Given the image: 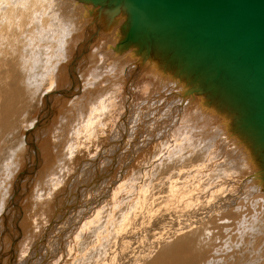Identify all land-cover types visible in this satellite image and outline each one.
I'll list each match as a JSON object with an SVG mask.
<instances>
[{
    "label": "bare ground",
    "instance_id": "6f19581e",
    "mask_svg": "<svg viewBox=\"0 0 264 264\" xmlns=\"http://www.w3.org/2000/svg\"><path fill=\"white\" fill-rule=\"evenodd\" d=\"M69 1L71 2L70 6L64 8L69 5L65 0H0V181L4 182V186L0 188V203L5 209V218L2 222L7 220L8 224H6L9 226L7 227L13 232L11 241L4 231L2 233L4 234L3 241L6 240L5 246L8 243L7 248L12 247V249L9 251L11 256L3 251L0 264L3 261L2 264H20L21 261L24 262L21 264H48L50 258V262L55 259L51 257L52 255L61 257L65 241H62L63 234L67 237H77L74 240L76 244L70 253L69 263L76 261L77 259L74 260V258L82 254L80 264H264V255L256 252L251 255V252L238 248L244 244L250 230L256 229V226L261 227L259 220L252 219L245 222L250 213L247 202L250 195L252 196L251 193L255 190L264 192V181L260 178L263 170L262 161L252 144H256V141L252 139L251 142L241 132L245 130L242 126L239 127L238 123L235 130L232 113L221 107L222 104L217 101L218 104H216L211 100L210 94L193 91L194 86L188 83L185 78L175 76L172 72L163 71L156 60L146 62L134 52V46L123 45L121 41L127 28L124 12L116 17H111L91 2ZM55 5L57 8L54 7ZM77 5L83 7L84 10L83 8L77 9L79 7ZM63 15H66L64 21ZM78 18H81V24L78 21L74 22ZM74 23H78L79 26ZM56 25L59 27L57 28ZM90 26L96 27L97 30L95 29L93 32L95 36L102 31L107 38V34L117 32L118 40L109 47L116 57L115 60H110V65L107 64L108 58L105 54L106 51L103 52L104 50L95 52V54L89 52L88 54L91 56L88 55V57L87 51L84 55L85 48H83L82 52L77 51L79 56L78 54L77 57L73 56L76 54L77 41L80 43L79 40L82 39L86 27ZM35 35L39 42L46 44L37 45L35 39L32 38ZM48 42L50 43L47 44ZM84 47L87 50L88 46ZM143 70L147 75L139 80L138 75H141ZM163 79L169 81L167 84L162 81L169 90L167 96L172 97L177 94L178 99L180 98L179 110L183 111L184 107L187 106V109L189 107V118L187 117L186 121L190 123L189 127L193 126V130L199 131V134H195L203 137L197 143V148L185 155L182 150L186 149L182 144L181 139L183 138L178 136L179 138L175 139L176 150L174 153L169 152L167 158L162 160L159 157L169 148V144L151 145L147 152L143 147L145 152L137 158L136 164L132 165L136 170L129 169V174L127 173L123 177L121 183L115 184L116 187L113 189L110 188V190L112 189L111 196L105 200V204L101 202L103 205L98 206L97 209L95 206L93 209L91 207L93 201L90 202V200L94 196L87 195V198L86 184L82 185L84 188H81L82 193L79 192L81 195L71 197L72 200L66 203V206L70 207L69 210L81 206L78 215L72 211H67L68 213L65 211L67 215L64 224L61 223L62 221L60 222L53 214L54 201L63 198L62 195L66 192L64 190L67 188L68 180L78 167V160L98 151L103 143V137L107 135V139L104 140L107 141L112 132L110 131L112 126L119 123L118 118L132 110L137 104V99L148 94L149 89L150 91L152 88L158 89L162 83L160 81ZM136 85H138L137 88H135ZM134 88L136 93L132 92ZM130 93H133L135 97ZM162 93L161 96H158L160 99L166 97ZM150 98L147 100L152 101L153 98ZM125 116L129 117L128 114ZM178 117L180 116L178 115ZM126 118L122 122L120 121L117 129L112 128L114 130L112 134L115 138L124 140L121 142V147L127 151L125 155H136V152L141 149L140 145H144L148 138L142 135L144 138L141 141H138L140 138H136L134 141L137 135L136 130H139V122L133 118V120ZM159 118L161 117L159 116L157 119ZM134 121L135 123H133ZM44 130L46 133L41 135L44 138H36L39 135L38 132L42 134ZM132 132L135 134L132 136L134 142L127 143L125 136L126 134L131 135ZM217 132L224 139L237 141L239 151L236 153L238 156L240 155L237 157L240 162L237 170L241 171L240 181L244 182L243 187L248 188L247 192L244 190L243 197L240 195L242 198L237 197L236 194V196L224 197L221 200L217 199V196L223 191L215 195L210 194V191L214 190L215 184L212 189L211 186L208 187L206 195H199L202 194L200 191H206V189L200 188L202 175L208 167V162L212 161L210 157L212 152H205V155L201 153L205 149L202 144H205L209 149L211 147H207L209 139L218 137ZM188 135L185 140L192 150V141L195 140L193 139L195 137L192 134ZM207 139L206 144L205 140ZM216 139L218 138H215V141H217ZM154 140L158 141V138H154ZM230 145L232 147V144ZM149 148L152 149L151 152H149ZM179 148H181V153H179ZM154 155H157L158 161L162 160V164H151L150 159ZM205 156L207 163L204 165L200 161H203ZM187 159L189 161L186 164L175 163ZM94 160L96 161H91L89 166L98 164L100 159L96 157ZM142 164H148L147 169L144 168L145 171L142 170L144 166ZM84 165L87 169L88 163ZM150 165H155L156 168L155 166L150 167L149 170ZM222 165L217 166L220 168ZM82 167L79 172L83 174L75 173V175L76 177L81 176V181L84 182L86 180L84 177L88 175V169L85 170ZM140 167H142L141 170ZM160 169H165L164 182L166 180L169 182L167 193L165 192L166 198H163L164 195H160L159 199L161 202L162 198L164 203L167 202L166 204H162V202L160 204L159 201H156L157 199H154L159 196L152 197L155 180H158L156 176ZM215 169L217 168L215 167ZM220 170L221 172L226 171L227 176L232 174L224 168V165ZM220 170L218 171L220 172ZM135 171H137L136 176H134ZM139 171H143L141 176L138 174ZM192 171L194 173H191ZM212 171L209 172L210 175L214 174ZM132 173L133 176L130 177ZM215 174L217 175V173ZM218 174L220 175V173ZM144 175L148 176V179ZM197 175V181L190 178L195 179ZM174 176L179 177L174 178ZM208 179H210L209 176ZM210 180L213 182L212 179ZM227 182L230 183V181ZM158 186L157 184L156 187L159 189ZM98 197L99 195H97ZM162 205H166V207H162ZM66 206L63 208H68ZM59 207L61 209V206ZM104 217L107 218L105 222L102 220ZM261 218L263 219V217ZM19 220H21L23 229L16 227ZM50 220L54 221V224L50 223L45 227ZM59 222L63 227L57 235L53 230L57 225L59 226ZM79 226L82 227V230L75 236L76 228L78 229ZM102 227L104 230L101 231ZM86 230L87 233L89 231V235H96V238L89 242L91 248L88 250L86 249L89 244L84 241L86 240L84 237H89L87 233L85 234ZM39 235H41L39 240H32L33 237L36 238ZM260 237L261 234H258L254 244L259 242ZM15 238L17 242L14 245ZM55 239L56 243L58 241L59 243L54 248ZM72 243L74 245V242ZM30 244L34 245L32 249L29 247V252H27L26 248ZM134 244L136 246L142 244L141 249L132 248ZM2 246L0 245V247ZM113 247L114 250L112 254L109 253V256L108 250ZM128 248L129 251L126 252L124 249ZM65 249L67 251L66 247ZM42 250L43 252H41ZM37 254H41L40 260H38V256L36 257ZM91 256L94 258L90 263ZM66 261L68 262V260Z\"/></svg>",
    "mask_w": 264,
    "mask_h": 264
},
{
    "label": "water",
    "instance_id": "95a60500",
    "mask_svg": "<svg viewBox=\"0 0 264 264\" xmlns=\"http://www.w3.org/2000/svg\"><path fill=\"white\" fill-rule=\"evenodd\" d=\"M85 1L124 12L123 45L232 113L235 130L256 141L264 181V0Z\"/></svg>",
    "mask_w": 264,
    "mask_h": 264
},
{
    "label": "rangeland",
    "instance_id": "374dc122",
    "mask_svg": "<svg viewBox=\"0 0 264 264\" xmlns=\"http://www.w3.org/2000/svg\"><path fill=\"white\" fill-rule=\"evenodd\" d=\"M65 2H68L69 3V5H66L64 8H68L69 6H70V4H71V2L69 1V0H65ZM57 5V4H56ZM54 6V7H56L57 8V6ZM75 5V4H74ZM81 5V4H80ZM80 5H77V6H79L77 9H80V8H83V7H81ZM76 6V5H75ZM83 10H84V8H83ZM80 15V14H79ZM78 15V16H79ZM66 18V15L64 16L63 15V21H64V19ZM75 18V17H74ZM79 19V20H78ZM77 20H74V22H76V21H78V23H80V19L81 18H78ZM83 20H84V18H83ZM78 23H74V25L75 24H77L76 26H79V24ZM81 24V23H80ZM56 27L58 28L59 27V25L57 26L56 25ZM92 26H90V27H88V28H90V29H88L87 27H86V29H85V33H84V35H82V39L81 40H79V42L80 43H78V41H77V43H76V45L75 46H77V48H76V54H74L73 56H76L77 57V54H78V52L77 51H79V52H82V50H83V48H85L84 50H83V52H84V55H86V51H87V56L89 55V56H91V54H95V52L97 53V52H99V51H101V50H104L103 52L105 53V51H106V55H107V58H108V62H107V64L108 65H110L111 63H110V60H115L116 59V57H115V55H113L114 53H113V51H111V49L109 48L110 46H112L117 40H118V38H119V36L117 35V32H114V33H111L110 35H108L107 34V38H106V34H104L102 31H100V33L97 35V36H95L94 35V31H95V29H96V27L94 28V27H92ZM87 30V31H86ZM97 30V29H96ZM102 32V33H101ZM87 33H88V35H87ZM91 33V34H90ZM90 34V35H89ZM93 34V35H92ZM105 35V36H104ZM89 36V37H88ZM104 36V37H103ZM94 37V38H93ZM96 37V38H95ZM33 38V40L37 43V45H40V46H42L43 44H46V43H44V42H39V40H38V37H37V35H35V37H32ZM87 38V39H86ZM104 40H103V39ZM91 39V40H90ZM106 39V40H105ZM108 39V40H107ZM90 40V41H89ZM96 42H95V41ZM39 42V43H38ZM93 43V45H91V43ZM110 42V43H109ZM50 42H48L47 44H49ZM100 43V44H99ZM102 43V44H101ZM108 43V44H107ZM112 43V44H111ZM82 44V45H81ZM90 44V45H89ZM105 44V45H104ZM106 44H107V46H106ZM109 44H111V45H109ZM88 46V48H87V50H86V47H84V46ZM82 46V47H81ZM97 46V47H96ZM98 46L100 47L99 49H98ZM106 48H104V47ZM80 48H81V50H80ZM94 48H96V49H94ZM98 49V50H97ZM110 49V50H109ZM89 50V51H88ZM93 50H95V51H93ZM93 51V52H92ZM91 53V54H88V53ZM102 52V51H101ZM100 52V53H101ZM104 54V55H105ZM80 54H78V56H79ZM102 55H103V53H102ZM88 56V57H89ZM113 56V57H112ZM75 57V58H76ZM147 75V73H146V71L145 70H143V73H142V71H141V75H138L139 77L138 78H140L139 80H142V78L144 77V76H146ZM162 81H165V84H167V83H169V81H167V80H161L160 82H162ZM137 86L138 85H136L135 86V88H137ZM172 87H173V84H172ZM135 88L132 90V92L134 93L136 90H135ZM174 88H176V87H174ZM153 89V88H152ZM151 89V91H150V89H149V92H148V94H144L143 96H141V97H139L138 99H137V104H136V106L134 105V108H132V110H129V111H127V110H125V111H127V112H125V114L124 115H122L120 118H118V121H119V123H117V124H115V125H113L112 126V128L115 130V129H117V127H118V124H120L122 121H123V119L124 118H126V114H128V116L129 117H127L128 119H134L135 121H138L139 122V124H138V129L139 130H136V137H135V140L134 141H136V138L138 139V138H140L138 141H141V139H143L144 137H147L148 138V140L146 139V143H144V145L143 144H141L140 145V147H141V149L139 150V151H137L136 152V155L134 154V155H130V156H128V155H125V153L127 152L126 150H125V148H122L121 147V142L122 141H124V140H121V138H115L114 137V135L112 134L113 132H114V130L111 128V130L110 131H112L109 135L110 136H108V140L107 141H104V140H106L107 139V135H105L104 137H103V143L100 145V148L98 149V151H95V152H93V154L92 155H90V156H86L85 158H80L79 160H78V162H77V165H78V167H77V169L71 174V176H70V178H69V182H68V185H67V188L64 190V191H66L63 195H62V199H55V201H54V205H53V211H54V215L57 217V219H59V221L61 222V223H63L64 224V219L66 218V212L68 211V212H70V211H72L73 213H75V215H78V213H79V210H80V208H81V206L80 207H78L77 209H72V210H69V208L70 207H68V206H66L67 204L66 203H69L71 200H72V198H73V196H75V195H78V197L81 195V193L83 192H81V188H84L82 185H85L86 184V192L88 193V194H86V196L88 195H93L94 196V200H95V202H94V200L92 199V200H90V202L91 201H93V205L91 204V207L94 209V207L96 206V209H97V207L98 206H100V205H103V204H105V200H107V199H109L110 197L109 196H111V191H112V189L114 188V187H116V185L117 184H120L121 183V180H123V177L125 176V175H127V173L129 174V169L131 170V169H135L134 167H132V165H135L136 164V160H137V158H139V156L143 153V152H147V149H148V147H151V145L153 146V145H168L169 146V148L168 149H166L164 152H162L161 153V157H159V158H161L162 160H164V158H167V156H168V154H169V152H171V153H174V150H176L175 148L177 147L176 145H175V143H176V141H175V139H178L179 137L180 138H183V139H181L182 140V144L183 145H185V147H186V149H182V150H184V154L186 155L187 154V152H191V151H193L194 149H196L197 147H196V145H197V143H199V140H201L203 137L202 136H200V135H197V134H195V133H198L199 134V131L198 130H193L194 129V127L192 126V127H189V125H190V123L188 122V121H186V118L189 116V113H190V111H189V107H188V109L186 108V107H182L183 108V111H181V110H179V105H178V103H180L179 101H180V98L178 99V96H177V94H174L172 97H169V96H167V93H168V88H167V86H165V85H163V82L161 83V85H160V87L158 88V89H153L152 90ZM177 89V88H176ZM164 93L165 94V96L166 97H163L162 99H160L158 96H161V93ZM166 92V93H165ZM133 93H130L131 95H133ZM136 93V92H135ZM160 93V95H158ZM162 93V94H163ZM137 95H138V93H137ZM134 96V95H133ZM155 96V97H154ZM135 97V96H134ZM150 97H152L153 98V100L152 101H148L147 99H151ZM169 97V98H168ZM171 98V99H170ZM175 98H177L176 100H175ZM174 99V100H173ZM168 100V101H167ZM172 100V101H171ZM178 100V101H177ZM148 101V102H147ZM174 101V102H173ZM176 101V102H175ZM166 103V104H165ZM169 103V104H168ZM149 104V105H148ZM168 104V105H167ZM138 107V108H137ZM177 108V109H176ZM146 109V110H145ZM160 110V111H159ZM177 110H179L178 112H177ZM133 111V112H132ZM144 111V112H143ZM131 112V113H130ZM154 112H155V114H154ZM179 112H181L180 114H179ZM157 113V114H156ZM145 114V115H144ZM148 114V115H147ZM161 114V115H160ZM132 117H131V116ZM154 115H155V117H157V115H159L161 118H159V119H157V118H155L154 117ZM168 115V116H167ZM178 115L180 116V117H178ZM141 116H142V119H141ZM147 116V117H146ZM149 117V118H148ZM126 118V119H127ZM143 118H145V119H143ZM189 118V117H188ZM41 119V118H40ZM132 119V120H133ZM155 119H157L156 121H155ZM161 119V120H160ZM199 119V118H198ZM199 120H201V119H199ZM117 121V122H118ZM121 121V122H120ZM135 121L133 122V123H135ZM162 121V122H161ZM196 121H197V119H196ZM148 123V124H147ZM148 127V128H147ZM154 127H155V129H154ZM186 127H187V129H186ZM189 128V129H188ZM192 128V129H191ZM143 129V130H142ZM159 130V131H157V130ZM217 131V130H216ZM163 132V133H162ZM166 134H165V133ZM38 133H39V135H38ZM37 133V135L38 136H36V138H44V137H41V135H43L44 133H46V131L44 130V132H42V134L40 133V132H38ZM144 133V134H143ZM177 133V134H176ZM186 133H188L189 135H194V137L195 138H193V136H191V138H193V139H195V140H193L192 142H193V145L191 146V147H193L192 148V150H191V148H190V146H189V144H188V142L185 140V137L188 135H184V134H186ZM131 135H127L126 134V142L127 143H133L134 141H133V138L134 137H132V136H135V134L132 132V133H130ZM170 134V135H169ZM174 134H176L175 136H174ZM144 137H143V136ZM183 135H184V137H183ZM188 135V136H189ZM217 135H219L218 137H215V138H218V139H216L217 141H215V138H211V139H209L210 137H207L209 140H210V142H208V139L207 140H205L206 141V144H207V142L209 143L208 145H207V147H209V146H211V147H209V149L208 148H206V145L205 144H202V147L204 148L205 147V151L203 150H201L202 152V154H206V153H211L212 152V154L210 155V157L212 158V161H210V162H208L209 164H208V167H206V169L204 170V175H202V177H203V179H202V183H201V186H200V188H202L203 190H205L206 189V191H200L202 194H199V195H206V192H207V189H208V187H210L211 186V189L213 188V186H214V184H215V186H214V190L213 191H210V194H213V195H215V194H217V193H219V192H222L223 191V193H221V194H219L218 196H217V199H219L220 198V200L222 199V198H224V197H229V196H236V194H237V197L239 196V197H243V194L245 193V192H247L248 191V188H245V187H243V183L244 182H242V180L240 181V178H242V176H241V171H238L237 170V167H238V165L240 164V162H239V158H237V157H239L238 156V153H236V151L238 152L239 150H238V148H237V141L236 142H234L232 139H224V137L222 136V135H220V134H218V132H217ZM140 136H142V137H140ZM170 136H172V137H170ZM176 137V138H174V137ZM179 136V137H178ZM182 136V137H181ZM114 137V138H113ZM167 137V138H166ZM154 138L155 139H157L158 138V141H155L154 140ZM166 138V139H165ZM111 139V140H110ZM173 139V140H172ZM214 142H212V141ZM225 140V141H224ZM115 141V142H114ZM119 141V142H118ZM132 141V142H131ZM162 141V142H161ZM158 142V143H157ZM212 142V144L210 145V143ZM229 142H230V144H232V147H231V145L229 144ZM119 143V144H118ZM147 143H150V144H147ZM159 143H161V144H159ZM164 143V144H163ZM190 143V142H189ZM196 143V144H195ZM205 143V142H204ZM113 144H114V146H113ZM118 144V145H117ZM173 144H174V147H173ZM219 144H221V145H219ZM188 145V146H187ZM214 145V146H213ZM116 147V148H115ZM143 147H144V149H145V151L143 150ZM93 148H95L94 146H93ZM172 148V149H171ZM96 149V148H95ZM156 149V148H155ZM234 149V150H233ZM170 150V151H169ZM179 150V153H181V148H179L178 149ZM141 151V152H140ZM152 151V149L151 148H149V152H151ZM156 151H157V149H156ZM155 151V152H156ZM186 152V153H185ZM206 152V153H205ZM218 152V153H217ZM229 154H228V153ZM235 154H234V153ZM157 153V152H156ZM155 153V154H156ZM215 153V154H214ZM220 153V154H219ZM232 154H234V155H232ZM158 155V154H157ZM157 155H154V156H152L151 157V159H150V161H152L151 162V164H155V165H160V164H162L161 163V161L159 160L158 161V158L156 157ZM165 156V157H164ZM215 156H217L216 158L218 159H216L215 158ZM226 156H229V157H226ZM96 157H99V162H98V164H96V165H90L89 166V163L91 162V161H96V160H94V158H96ZM209 157V158H210ZM221 157V158H220ZM226 157V158H225ZM105 158V160L103 161V159ZM220 158V159H219ZM235 158H237V159H235ZM130 159H132V161H130L129 162V160ZM157 159V160H156ZM189 159V158H188ZM184 160V161H181V160H179V161H176L175 163H181L182 162V164H186L189 160ZM206 159V156H205V158L203 159V161H200L202 164H206L207 163V160H205ZM227 159H229V160H227ZM231 159H235L234 161L233 160H231ZM206 161V162H205ZM222 161V162H221ZM225 164H224V163ZM231 162V163H230ZM235 162V163H234ZM88 163V166H87V169H85V165L84 164H87ZM157 163V164H156ZM228 163V164H227ZM237 163V164H236ZM108 164H109V166H108ZM215 166H214V165ZM219 164H223L224 165V168H226V170L227 171H229L230 172V174L232 173H234L235 172V174L237 173V175H235V174H231L230 176L228 175L227 176V174L225 173L226 171H222L221 172V170H220V168H223V165L222 166H220V168H218L219 166H217V165H219ZM124 165V166H123ZM142 165H144V164H142ZM146 165V166H145ZM144 166H143V168L142 167H140L139 169L141 170V168H142V170L145 168V169H147V167H148V164H145ZM155 165H150L149 166V170L152 168V167H154ZM226 165H228V166H226ZM233 165V166H232ZM81 166H83L84 167V169L85 170H87V174L88 175H86L85 177H84V179H86V180H88L87 182H86V180H84V182L83 181H81L82 179H81V176H77L76 177V175H75V173L77 174V173H79L80 175L81 174H83V173H80L79 172V169H80V167ZM104 166V167H103ZM126 166V167H125ZM178 166H181V165H178ZM213 166V167H212ZM82 167V168H83ZM89 167V168H88ZM111 167H113V168H111ZM151 167V168H150ZM215 167L217 168V169H215ZM229 167V168H228ZM155 168H156V166H155ZM163 168V167H162ZM231 168V169H230ZM110 169V170H109ZM145 169H144V171H145ZM208 169H210V170H208ZM136 170V169H135ZM138 170V169H137ZM213 170V171H212ZM217 170V171H216ZM218 170H220V172L218 171ZM236 170V171H235ZM77 171V172H76ZM107 171V172H106ZM109 171V172H108ZM111 171V172H110ZM164 171H165V169H160V171H159V173H158V175L156 176L157 178H158V180H155V187L153 188V194H152V197L154 198L156 195L157 196H159V198L158 197H155L154 199H157L156 201H159L160 202V195H164V197L163 198H166V196H165V194L167 193L166 191H167V188H168V181L166 180V182H164L165 181V176L166 175H164ZM195 171V170H194ZM194 171H192L191 173H194ZM213 172L214 174H212L211 173V175H210V173L209 172ZM232 171V172H231ZM246 171L249 173V171H248V169H246ZM4 172V171H3ZM3 172H1V173H3ZM82 172H84L85 173V171H82ZM99 172V173H98ZM136 172L137 171H135V175L134 176H136ZM245 172V171H244ZM94 173V174H93ZM141 173V174H140ZM161 173V174H160ZM196 173V172H195ZM215 173H217V175H219L218 173H220V175H219V177H217V175L215 174ZM239 173V174H238ZM107 174V175H106ZM139 176H141L142 174H143V171H139ZM72 175H75V176H72ZM106 175V176H105ZM123 175V176H122ZM199 175V174H198ZM198 175H197V177L194 179L193 177H190L193 181H197L198 180ZM207 177H206V176ZM214 175V176H213ZM105 176V177H104ZM133 176V173H132V175L130 176V177H132ZM145 176V175H144ZM164 176V177H163ZM180 176H181V173H180ZM183 176V175H182ZM208 176H209V178L210 179H212L213 180V182L210 180V179H208ZM74 177V178H73ZM116 177V178H115ZM118 177V178H117ZM121 177V178H120ZM177 177H179V176H174V178H177ZM221 177V178H220ZM73 178V179H72ZM75 178H76V180H75ZM107 178V179H106ZM145 178L146 179H148V176H145ZM163 178V179H162ZM167 178V177H166ZM206 178V179H205ZM216 178V179H215ZM218 178H219V180H218ZM95 179V180H94ZM100 180V181H99ZM101 180H102V182H101ZM105 180V181H104ZM118 180V181H117ZM162 180H163V182L166 184H164L163 182H162ZM174 180H176V179H174ZM209 180V181H208ZM216 180V181H215ZM77 181V182H76ZM107 181V182H106ZM193 181H191V183L193 182ZM208 181V182H207ZM227 181H230V183H228ZM76 182V183H75ZM83 182V183H82ZM127 182H129L128 180H127ZM157 182H159V183H157ZM162 182V183H161ZM242 182V183H241ZM3 181L1 180L0 181V188L2 187V186H4L3 185ZM90 183V184H89ZM93 183V184H92ZM95 183V184H94ZM111 183V184H110ZM208 183V184H207ZM224 183V184H223ZM240 183V184H239ZM74 184V185H73ZM88 184V185H87ZM104 184V185H103ZM109 184V185H108ZM116 184V185H115ZM157 184L159 185L158 187H160L159 189L156 187L157 186ZM193 184V183H192ZM230 184V185H229ZM77 185H79V186H77ZM91 185V186H90ZM93 185H95V186H93ZM113 185H115V186H113ZM164 186V187H162V186ZM239 185V186H238ZM253 185V184H252ZM74 186V187H73ZM93 186V187H92ZM97 186V187H96ZM222 186V187H221ZM225 188H224V187ZM256 186V185H255ZM5 187H6V184H5ZM77 187V190H78V192H77V190L75 191V188ZM88 187V188H87ZM92 187V188H91ZM162 187V188H161ZM229 187V188H228ZM74 188V189H73ZM80 188V189H79ZM99 188V189H98ZM102 188V189H101ZM110 188H112L111 190H110ZM155 188H157V189H155ZM226 188H228L227 190H226ZM243 188V189H242ZM245 188V189H244ZM87 189H88V191H87ZM101 189V190H100ZM106 189V190H105ZM162 189V190H161ZM249 189H250V187H249ZM2 190H5V189H2ZM74 190V191H73ZM92 190V191H91ZM161 190V191H160ZM244 190H245V192H244ZM255 190V189H254ZM95 191V192H94ZM97 191V192H96ZM98 191H99V194H98ZM155 191V192H154ZM196 191V190H195ZM243 191V192H242ZM257 190H255V191H253L251 194H252V196L250 195V198L248 199V202H247V205H248V209L250 210V213L248 214V216H247V220L245 221V222H247V221H251L252 219H255V220H259L260 222H261V227L260 228H258L257 226H256V229H252V230H250V232H249V236H248V238L245 240V242H244V244H242V245H240V247H238V248H240L242 251H248V252H251L252 254L251 255H253V254H255V252L256 253H259V254H261V255H264V192H262V191H260L259 190V192L257 191ZM79 192H81V193H79ZM92 192H94V193H91ZM104 193V195H103V193ZM106 192V193H105ZM163 192V193H162ZM166 192V193H165ZM239 192H241V193H239ZM256 192V193H255ZM76 193H78V194H76ZM97 193V194H96ZM161 193V194H160ZM73 194V195H72ZM159 194V195H158ZM208 194V193H207ZM247 194V193H246ZM61 195V194H60ZM72 195V196H71ZM97 195H99V197L97 198ZM225 195V196H224ZM228 195V196H227ZM241 195V196H240ZM245 195V194H244ZM88 196H87V198H88ZM103 196V197H102ZM108 196V198H106ZM222 196V197H221ZM24 197H26L25 195H24ZM72 197V198H71ZM96 197V198H95ZM241 197V198H242ZM23 198V197H22ZM68 199V200H67ZM101 199V200H100ZM205 199V198H204ZM100 200V202H97V201H99ZM203 200V199H202ZM9 201V200H8ZM57 201V202H56ZM164 200L161 198V202H162V204L164 203L163 202ZM101 202L103 203V204H101ZM161 202H160V204H161ZM166 202V201H165ZM58 203V204H57ZM65 203V204H64ZM167 203V202H166ZM166 203H164V204H166ZM255 203H257V204H255ZM59 206H61V209H60V207ZM68 207V208H63V207ZM0 207H2V208H0L1 210V212H0V225H1V229H0V240H2V241H0V243H2V244H0V245H3L2 247H4V248H2V247H0V257H1V255L4 253V252H6L8 255H10V253H9V251L12 249V247H10V249L9 248H7L8 247V243L6 244V246H5V244H4V242L6 241V240H4L3 241V236H4V234H2L3 233V231H4V233H5V235H7V238H11L10 239V241L12 240V234H13V232L8 228L9 226L7 225L8 224V221L7 220H5V222H2V220L5 218L4 217V212H5V209H3V206H2V204L0 203ZM57 207L59 208L58 210H57ZM90 207V208H91ZM162 207H166V205L164 206V205H162ZM62 208H63V210H62ZM2 209H3V211H2ZM66 209H68V210H66ZM93 209H92V211H93ZM62 210V211H61ZM66 211V212H65ZM60 212H62V213H60ZM65 212V213H64ZM67 212V213H68ZM64 213V214H63ZM90 214V213H89ZM88 214V215H89ZM255 214H256V216H255ZM65 216V217H64ZM69 217V216H68ZM261 217H263V219L261 218ZM2 218V219H1ZM55 219V218H54ZM105 219H107V218H105L104 217V219H102V220H104V222H105ZM53 220V219H52ZM52 220H50L46 225H45V227L47 226V225H49L50 223H51V225H53L54 224V221L52 222ZM102 220H101V222H102ZM7 221V222H6ZM2 222V223H1ZM59 222V226L57 225L55 228H54V230H53V232H55L57 235H58V233L61 231V228L63 227V225L61 224ZM7 223V224H6ZM18 223V224H17ZM17 223H16V227L17 228H22L21 227V220H19V221H17ZM3 225V226H2ZM5 225V226H4ZM81 225V224H80ZM8 226V227H7ZM6 227V228H5ZM44 227V228H45ZM7 230V232H6V230ZM81 228V229H80ZM247 229H249L248 227H246ZM262 228V229H261ZM23 229V228H22ZM81 230H82V227L81 226H79V228L77 229L76 228V235L75 236H77V232H81ZM101 231L102 230H104V228L102 227L101 229H100ZM263 230V231H262ZM8 232H10V233H8ZM38 232H41L40 230H38ZM79 232V233H80ZM98 232H100V231H98ZM7 233V234H6ZM12 233V234H11ZM87 233V230L85 231V234ZM2 234V235H1ZM9 234V235H8ZM88 235H89V231H88V233H87ZM258 234H261V237L259 238V242L257 243V244H254L255 243V239L257 238V235ZM10 235H11V237H10ZM95 234H93V235H89V237L87 238V237H84V239H86V240H84L85 241V243L86 244H89V242H91V241H93L95 238H96V235L94 236ZM40 236L41 235H39V237H33V239L32 240H39L40 239ZM2 237V238H1ZM67 235H65V234H63V236H62V241H64V250H62L63 252L61 253V257L60 256H58L57 255V257L55 256L54 257V255H52L51 257H53V258H55L54 259V261H52V262H50L51 261V258H50V261H49V263L51 264H80V257H81V255L78 257H76V258H74V260H76V261H73V262H71V263H69V259H71V258H69L70 257V253H72V250L74 249V247H75V244H76V241H74L75 239H77V237H74V238H72V237H67ZM65 238V239H64ZM57 239H59V237H57ZM8 240V239H7ZM252 240V241H251ZM56 239H55V242H54V244H53V247L55 248V246L56 245H58V243H59V241H58V243H56ZM16 238L14 239V241H13V244L15 245L16 244ZM68 242V243H67ZM72 242H74V245H73V243ZM71 243V244H70ZM12 244V245H13ZM66 244V245H65ZM70 244V245H69ZM34 244H30V245H28V247L26 248L27 249V252H29V247H31V249H32V246H33ZM142 245V244H141ZM141 245H139L138 246V244H137V246H136V244H134V245H132V248H135V249H137L138 250V248L139 249H141L140 247H141ZM69 246V247H68ZM65 247L67 248V251H66V249H65ZM72 247V248H71ZM228 248H230V246H227ZM6 248V249H5ZM91 248V245L89 244V245H87V249L86 250H88V249H90ZM5 249V250H4ZM9 249V250H8ZM51 249V248H50ZM57 249V248H56ZM44 250V249H43ZM43 250L41 251V252H43ZM114 250V247L113 248H111L110 250H108L109 252H108V255L110 256V254H112V251ZM126 252H128L129 251V248L128 249H124ZM256 250H258V251H256ZM4 251V252H3ZM40 252V253H41ZM44 252H45V250H44ZM110 253V254H109ZM41 255V254H40ZM39 254H37L36 255V257L38 256V260H40V258H41V256H40ZM42 255H43V253H42ZM65 255V256H64ZM67 255V256H66ZM11 256V255H10ZM27 256V255H26ZM40 256V257H39ZM109 256H107V257H109ZM3 258V257H2ZM94 257L93 256H91L90 257V263H91V261H92V259H93ZM66 260H68V262L66 261ZM3 261V259L1 260V262ZM79 261V262H78ZM4 262V261H3ZM2 262V263H3ZM76 262V263H75ZM1 263V264H2ZM21 263H24L23 261H21ZM20 263V264H21ZM48 263V264H49ZM9 264V263H8ZM15 264V263H14ZM41 264V263H40ZM116 264H119V263H116Z\"/></svg>",
    "mask_w": 264,
    "mask_h": 264
}]
</instances>
